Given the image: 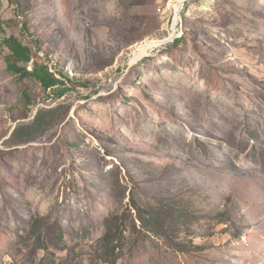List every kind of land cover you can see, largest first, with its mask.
I'll use <instances>...</instances> for the list:
<instances>
[{
  "label": "rangeland",
  "instance_id": "rangeland-1",
  "mask_svg": "<svg viewBox=\"0 0 264 264\" xmlns=\"http://www.w3.org/2000/svg\"><path fill=\"white\" fill-rule=\"evenodd\" d=\"M0 264H264V0H0Z\"/></svg>",
  "mask_w": 264,
  "mask_h": 264
},
{
  "label": "trees",
  "instance_id": "trees-1",
  "mask_svg": "<svg viewBox=\"0 0 264 264\" xmlns=\"http://www.w3.org/2000/svg\"><path fill=\"white\" fill-rule=\"evenodd\" d=\"M6 44L9 48V53H6V62L8 70L16 75L18 79H23L26 76H32L39 81L46 89H52L55 92L61 93L62 74L60 77L56 73L52 72L48 66L41 64L35 58L33 48L17 39H8ZM33 61V68L31 71H27L29 63ZM144 222V221H143ZM113 239L118 241L117 246L122 245L123 235L118 229V233H107L104 239ZM113 247V251L115 248Z\"/></svg>",
  "mask_w": 264,
  "mask_h": 264
},
{
  "label": "bare ground",
  "instance_id": "bare-ground-1",
  "mask_svg": "<svg viewBox=\"0 0 264 264\" xmlns=\"http://www.w3.org/2000/svg\"><path fill=\"white\" fill-rule=\"evenodd\" d=\"M184 1H186V0H184ZM182 5H184V4H182ZM181 8H182V6H180V5H177L176 6V11H177L178 17H179V15L181 13V10H182ZM163 42H165V41H160V40H157V39H151V40L145 41L142 44L137 45L134 48V51H133V56H132L133 57V60L135 61V60L141 58L146 53H149L151 50H153L156 47L162 45Z\"/></svg>",
  "mask_w": 264,
  "mask_h": 264
}]
</instances>
